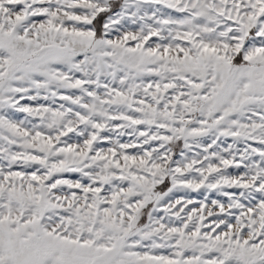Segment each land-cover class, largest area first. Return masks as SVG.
Returning a JSON list of instances; mask_svg holds the SVG:
<instances>
[{"label": "snow or ice", "instance_id": "snow-or-ice-1", "mask_svg": "<svg viewBox=\"0 0 264 264\" xmlns=\"http://www.w3.org/2000/svg\"><path fill=\"white\" fill-rule=\"evenodd\" d=\"M0 264H264V0H0Z\"/></svg>", "mask_w": 264, "mask_h": 264}]
</instances>
